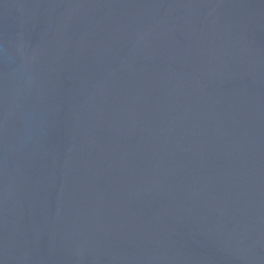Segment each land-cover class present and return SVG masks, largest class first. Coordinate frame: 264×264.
<instances>
[{
    "label": "water",
    "instance_id": "1",
    "mask_svg": "<svg viewBox=\"0 0 264 264\" xmlns=\"http://www.w3.org/2000/svg\"><path fill=\"white\" fill-rule=\"evenodd\" d=\"M0 264H264V0H0Z\"/></svg>",
    "mask_w": 264,
    "mask_h": 264
}]
</instances>
